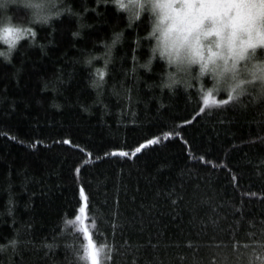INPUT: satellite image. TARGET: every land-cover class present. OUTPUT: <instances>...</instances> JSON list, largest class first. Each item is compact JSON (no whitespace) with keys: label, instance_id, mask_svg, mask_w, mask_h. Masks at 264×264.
<instances>
[{"label":"trees","instance_id":"1","mask_svg":"<svg viewBox=\"0 0 264 264\" xmlns=\"http://www.w3.org/2000/svg\"><path fill=\"white\" fill-rule=\"evenodd\" d=\"M65 5L71 14L34 26L39 46L0 60V243L21 241L0 264H80L85 224L108 245L105 264H248L264 253V109L207 111L195 92L161 93V64L131 71L147 56L133 43L144 22L128 29L108 0ZM121 29L93 89L102 60H85Z\"/></svg>","mask_w":264,"mask_h":264},{"label":"clouds","instance_id":"2","mask_svg":"<svg viewBox=\"0 0 264 264\" xmlns=\"http://www.w3.org/2000/svg\"><path fill=\"white\" fill-rule=\"evenodd\" d=\"M128 29L144 22L146 32L134 36L137 49L147 56L132 57L133 73L152 75L157 63L156 87L161 93L178 90L195 92L207 111L234 105L247 111L264 109V0H108ZM12 8L23 9L17 19ZM65 0H0V60L11 63L20 45L37 44L35 27L47 26L71 14ZM78 15V14H77ZM82 29L84 25H79ZM31 29V31H28ZM32 32L35 35H32ZM81 32L73 33L77 38ZM125 30L114 31L102 41V55L90 54L85 64L102 60L104 76L115 60L116 49L125 42ZM100 82L94 79L93 89ZM208 105L205 107V100ZM215 100L216 103L212 101ZM228 101V103H222ZM15 203L7 201V214H14ZM21 245L18 234L0 243V255L15 253ZM50 247V245H48ZM97 264H105L108 245L97 243ZM248 264H264V253H249ZM80 264H91L83 250Z\"/></svg>","mask_w":264,"mask_h":264},{"label":"snow or ice","instance_id":"3","mask_svg":"<svg viewBox=\"0 0 264 264\" xmlns=\"http://www.w3.org/2000/svg\"><path fill=\"white\" fill-rule=\"evenodd\" d=\"M28 31H31V29H29ZM32 35L34 36L35 33L32 32ZM104 71L102 69H97V76H98V81H102L104 78ZM213 103H216L215 100L212 101ZM222 103H228V101H222ZM208 105V100H205V107ZM201 111H203V108H201ZM149 144H155L157 143L156 140H149L148 141ZM137 153L141 151V148L138 147L135 150ZM117 153H113V155H116ZM119 155L122 156H128L129 154L127 152H121L118 153ZM133 155H135V153H133ZM80 196L84 198L85 202L87 201V197L85 196L84 190L83 188L80 189ZM79 211L81 213L85 212V208L81 207L79 209ZM81 217L80 215H77L75 220H69L67 221L68 224H78V222L80 221ZM85 220H87V217H85ZM92 228H95V223H94V219H93V223H92ZM77 231H80L79 228H77ZM83 238H84V242L81 244V249L83 250V255L86 258H89L91 260V264H97V248H96V242L93 239V235L92 232L88 229L87 224H85L84 229H83Z\"/></svg>","mask_w":264,"mask_h":264}]
</instances>
